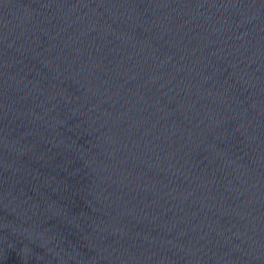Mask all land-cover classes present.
<instances>
[{"label":"water","instance_id":"obj_1","mask_svg":"<svg viewBox=\"0 0 264 264\" xmlns=\"http://www.w3.org/2000/svg\"><path fill=\"white\" fill-rule=\"evenodd\" d=\"M0 264H264V0H0Z\"/></svg>","mask_w":264,"mask_h":264}]
</instances>
